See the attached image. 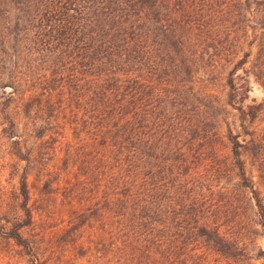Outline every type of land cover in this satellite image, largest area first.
I'll return each instance as SVG.
<instances>
[{
	"label": "trees",
	"instance_id": "trees-1",
	"mask_svg": "<svg viewBox=\"0 0 264 264\" xmlns=\"http://www.w3.org/2000/svg\"><path fill=\"white\" fill-rule=\"evenodd\" d=\"M217 73L223 101L200 89ZM12 104L31 139L5 113ZM230 111L240 132L221 134ZM0 116L26 166L23 150H55L63 124L77 141V183L103 199L99 229L79 238L90 264H249L218 215V196L231 194L219 168L206 170L216 142L264 236V196L246 176L249 166L264 187V0H0ZM18 194L22 228L25 169ZM75 218L80 235L83 211Z\"/></svg>",
	"mask_w": 264,
	"mask_h": 264
},
{
	"label": "rangeland",
	"instance_id": "rangeland-1",
	"mask_svg": "<svg viewBox=\"0 0 264 264\" xmlns=\"http://www.w3.org/2000/svg\"><path fill=\"white\" fill-rule=\"evenodd\" d=\"M249 83V100L259 103L263 99V93L251 77ZM200 89L223 101V76L217 73L216 78H209ZM5 113L18 126V136L31 139L26 129V124L30 121L23 118L20 106L12 104ZM38 117L39 114L32 115L33 120ZM228 127L233 133L240 132L234 111L220 117L221 134ZM9 130L8 121L0 116V264H90L87 257H79V238H82V243L87 242L94 230L99 229L94 220L99 216L98 213L95 217L103 199L95 197L94 186L81 190L77 183L78 179L82 180L83 167V155L77 141L70 136L63 124L61 130L65 138L60 139L55 150L51 149V145L45 150H23L34 156L31 164L26 166L25 162L16 160L14 151L10 150L12 140L9 138ZM216 144H213L215 151L206 155L210 162L206 170L215 171L219 168L225 177L220 180L219 186L224 185L230 190V196H218V200H222V209L218 215L223 218V229L245 245L249 264H262L264 261L258 258L261 256L260 252L264 251V236L262 229L257 226L255 209L246 203L249 194L246 191L240 194L234 186L237 178L224 171L229 164L228 151L222 150L219 143ZM247 167L246 176L253 178L255 189L264 196V187L258 181L256 172L250 174V167ZM24 169L29 189L31 223L20 228L26 220L19 207L18 194L19 178ZM78 210L83 211L86 218L81 225L80 235L76 234L75 211ZM14 231L18 232L19 243L11 237Z\"/></svg>",
	"mask_w": 264,
	"mask_h": 264
}]
</instances>
